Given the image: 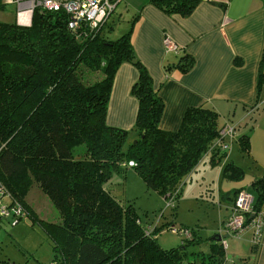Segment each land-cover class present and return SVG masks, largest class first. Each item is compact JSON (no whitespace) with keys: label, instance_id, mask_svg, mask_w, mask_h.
<instances>
[{"label":"trees","instance_id":"trees-1","mask_svg":"<svg viewBox=\"0 0 264 264\" xmlns=\"http://www.w3.org/2000/svg\"><path fill=\"white\" fill-rule=\"evenodd\" d=\"M199 1L148 3L167 15L187 17ZM114 11L92 32L82 26L70 30L64 10L35 8L28 26L0 21V183L26 214L25 198L33 183L57 210L58 224L40 222L53 241V264H224L223 236L219 241L214 239L219 235L211 239L207 253L189 258L184 249L197 242L194 231L169 226L183 241L180 247L163 249L156 235L167 225H144L134 206L121 204L105 186L114 175L122 177L131 168L147 188L177 200L204 157L216 166L227 160L237 128L234 125L231 141L223 140L230 145L224 150L219 130L226 122L211 108L190 107L176 131L161 130L163 101L134 52L132 25L115 40L107 37ZM122 63L137 70L130 89L137 101L131 129L135 139L126 147L129 131L106 124L113 78ZM193 66V57L182 52L164 70L185 74ZM262 86L261 69L258 99ZM238 145L248 153L247 136L242 135ZM80 146L83 151L76 155L74 149ZM222 166L219 178L242 180L240 166L233 162ZM241 188L232 192V199ZM250 189L255 208L264 205V179L253 180ZM217 193L220 208L222 194Z\"/></svg>","mask_w":264,"mask_h":264},{"label":"crops","instance_id":"crops-1","mask_svg":"<svg viewBox=\"0 0 264 264\" xmlns=\"http://www.w3.org/2000/svg\"><path fill=\"white\" fill-rule=\"evenodd\" d=\"M0 2V14L5 5H12L15 10L12 21H16V0ZM120 3L113 13L116 20L123 15L118 9ZM131 3L135 7L129 20L131 43L163 101L158 124L161 130L176 131L190 107L211 108L224 123L232 121L229 115H241L258 105V76L261 69L264 71V64L260 67L264 55V0H200L187 17L167 15L148 0H131ZM24 18L30 20V13ZM166 38L177 45L178 52L166 50ZM182 52L193 57V68L185 74L177 70L166 72L164 65L175 63ZM136 79L137 70L131 64L122 63L117 69L107 105V125L131 131L137 101L130 89ZM236 137L233 143L238 144L241 136ZM223 181L225 188L218 185L222 194L220 208L224 205L228 215L232 192L243 186L229 187L236 182ZM247 241L250 256L244 260L245 264H264V246L253 247L249 238Z\"/></svg>","mask_w":264,"mask_h":264},{"label":"rangeland","instance_id":"rangeland-1","mask_svg":"<svg viewBox=\"0 0 264 264\" xmlns=\"http://www.w3.org/2000/svg\"><path fill=\"white\" fill-rule=\"evenodd\" d=\"M5 6L0 14V21L12 22L14 7ZM118 9L123 15H120L118 20L116 14L111 17L114 24L107 34L111 40L127 32L129 20L133 18L135 12L131 0H122ZM248 110L241 115H229L231 124L237 126L236 136L246 134L245 136L248 137V153L242 152L235 141L228 154L229 157L221 161L219 166L212 165L209 157H204L182 186L177 200L170 196L163 197L147 188L131 168H128L122 177L114 175L105 185L121 204L134 206L144 225L150 228L167 225L156 235L157 243L161 248L180 247L183 241V237L172 231L169 226L177 230L186 228L194 231L197 242L187 244L184 249L189 258L193 254L207 253L211 239L215 235H224L219 233V228L230 212L226 215L224 205L219 208L216 202L218 185L220 184L222 188L226 186V182L221 177L217 178L218 171L226 162H233L244 171L242 180L235 181L236 184H229V187L242 185L246 190L251 191V181L264 178V86L258 105ZM134 136L135 132H128L125 147L133 142ZM74 150L75 154L79 155L83 148L80 146ZM25 204L29 213L25 214L16 225H10L5 220L1 224L0 264H53L51 262L53 241L40 222L49 225L58 224L59 214L47 196L34 183L29 188ZM248 238L249 232L243 234L241 238L232 236L223 238L227 243L224 250V264H240L242 259L246 261L250 256Z\"/></svg>","mask_w":264,"mask_h":264},{"label":"built area","instance_id":"built-area-1","mask_svg":"<svg viewBox=\"0 0 264 264\" xmlns=\"http://www.w3.org/2000/svg\"><path fill=\"white\" fill-rule=\"evenodd\" d=\"M122 0H16L17 13L16 23L21 26L29 25L30 20L25 19L24 15L32 13L35 8H41L46 11L64 10L68 15L67 26L70 30L80 26L92 32L106 21L107 17L115 10L116 6ZM164 46L167 51L178 52L177 45L169 38L164 40ZM234 124L226 122L219 130V142H222V149H229V143L223 140L231 141L234 137ZM132 161L128 166L132 167ZM25 210L19 202L12 199L9 193L0 183V229L5 220L10 225H15L25 217ZM174 231V230H173ZM250 232L249 242L253 247L264 246V207L255 208L254 196L245 188L239 189L235 193L230 214L219 230L220 234L241 238L243 234ZM185 237H189L187 230L183 231ZM223 247L227 243L222 240Z\"/></svg>","mask_w":264,"mask_h":264},{"label":"water","instance_id":"water-1","mask_svg":"<svg viewBox=\"0 0 264 264\" xmlns=\"http://www.w3.org/2000/svg\"><path fill=\"white\" fill-rule=\"evenodd\" d=\"M262 179H264V178H262ZM214 239H215L216 241H219V240L221 239V237L218 236V237H215Z\"/></svg>","mask_w":264,"mask_h":264}]
</instances>
